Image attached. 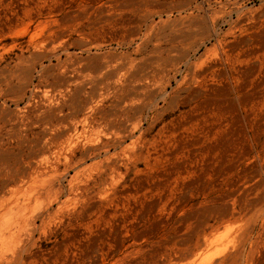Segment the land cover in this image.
I'll list each match as a JSON object with an SVG mask.
<instances>
[{"label": "rangeland", "instance_id": "obj_1", "mask_svg": "<svg viewBox=\"0 0 264 264\" xmlns=\"http://www.w3.org/2000/svg\"><path fill=\"white\" fill-rule=\"evenodd\" d=\"M183 1L0 0V75L22 58L28 71L0 85L1 256L17 254L14 264H173L192 250L225 264H264V0ZM219 40L226 56L212 51L205 80L187 85L183 54L196 62ZM44 42L58 57L28 59ZM56 81L79 96L96 93L119 124L142 120L141 140L103 137L117 159L102 150L76 167L82 145L72 163L50 143L44 155L33 150L55 133L40 121L57 102L40 92ZM171 102L180 104L175 111ZM60 136L64 147L72 142ZM72 186L90 193L68 219L57 208ZM31 195L43 208L27 206Z\"/></svg>", "mask_w": 264, "mask_h": 264}, {"label": "bare ground", "instance_id": "obj_2", "mask_svg": "<svg viewBox=\"0 0 264 264\" xmlns=\"http://www.w3.org/2000/svg\"><path fill=\"white\" fill-rule=\"evenodd\" d=\"M183 0H181L182 2ZM188 2L190 3V1L188 0ZM184 3V1H183ZM182 3V4H183ZM187 3V1H185V4ZM176 5V4H175ZM178 5V4H177ZM174 6V5H173ZM179 6V5H178ZM180 6H183V5H180ZM185 6V5H184ZM183 6V7H184ZM199 7V6H198ZM171 8V7H170ZM176 8V6H175ZM182 8V7H181ZM200 8V7H199ZM173 9V7H172ZM184 9V8H183ZM189 9V8H188ZM168 10H170L168 8ZM177 10V9H176ZM190 10V9H189ZM194 10H196L194 8ZM192 9V11H194ZM178 11V10H177ZM180 11V10H179ZM178 11V12H179ZM186 11V10H185ZM184 11V12H185ZM182 12V11H180ZM190 12V11H189ZM161 13V12H160ZM167 13V12H166ZM196 13V12H195ZM200 13V12H199ZM215 13V12H214ZM172 14V12H171ZM178 14V13H177ZM204 14V13H202ZM160 15V14H159ZM158 15V17H159ZM180 15V14H179ZM187 15V14H186ZM198 15V14H197ZM197 15H192V16H197ZM214 15H217V13H215ZM157 16V14H156ZM163 16V15H162ZM166 16V15H165ZM174 16V15H173ZM190 16V14L188 15ZM172 17V16H171ZM180 17V16H179ZM191 17V16H190ZM207 17V16H205ZM203 17V18H205ZM215 17V16H214ZM213 17V18H214ZM160 18H162L160 16ZM189 17H185V19L187 21ZM173 19V18H172ZM174 19H177L176 17ZM180 19V18H179ZM184 19V20H185ZM194 19V18H190V21L188 22V24H190L191 20ZM199 19H200V16H199ZM208 20L210 18H207ZM219 19V18H217ZM183 20V19H182ZM183 20V21H184ZM196 21V19L194 20ZM200 21V20H199ZM198 21V23H199ZM218 20H215L216 23H219L217 22ZM181 22V21H180ZM205 22V21H204ZM202 22V23H204ZM207 22V20H206ZM213 22V21H212ZM187 22H185L186 24ZM193 23V22H191ZM197 23V22H196ZM197 23V24H198ZM201 23V24H202ZM183 22L180 23V27L182 25H185ZM200 24V23H199ZM167 25V24H166ZM178 25V24H177ZM196 25V24H195ZM194 25V26H195ZM191 26V24H190ZM197 26V25H196ZM204 26V25H203ZM193 27V26H192ZM191 27V28H192ZM220 27V26H219ZM178 28V26H177ZM186 28V27H185ZM176 29V27H175ZM197 29V28H196ZM180 30H183V28ZM193 30V28H192ZM175 32V30H174ZM187 31L184 33V32H181L183 34H186ZM194 33H196L195 30H193ZM193 32H190L188 33L189 35ZM201 32V31H200ZM218 32V31H217ZM193 33V34H194ZM199 32L197 31L196 34H198ZM203 33V32H202ZM201 33V35H202ZM229 32L225 33L226 36L228 35ZM188 34H186V36H188ZM192 34V35H193ZM193 36L196 37L198 35ZM214 34V33H213ZM224 34V36H225ZM171 37H173V39L175 40H178V42L181 40V39H188L187 37H182V34L181 36H177L176 33H170L169 34ZM180 35V34H179ZM190 35V37L192 36ZM209 35V34H207ZM215 35V34H214ZM222 35V34H220ZM185 36V35H183ZM206 36V35H205ZM212 36V35H211ZM225 36V37H226ZM182 37V38H181ZM216 37V35H215ZM223 37V36H222ZM191 37V39H193ZM205 38V37H204ZM190 39V38H189ZM188 39V40H189ZM190 39V40H191ZM209 39V38H208ZM214 39V38H213ZM224 39V38H223ZM170 40V39H169ZM211 40V39H210ZM184 41L186 40H183L181 41V43H184ZM203 41V40H202ZM212 41V40H211ZM217 41V40H216ZM173 42V41H172ZM205 42V41H204ZM203 43V42H202ZM219 43L221 49H222V53L219 54L218 51H217V47L216 46L217 44ZM217 44L214 45V47L211 49L209 47V49L203 54L201 55L198 60L196 62L193 61L192 57L188 54L186 55L185 53V56L183 54V57L184 58H181L183 59V62H182V66H185L186 69H185V75H184V78H183V81L187 84V85H191L192 83H198L200 80L204 79L203 78V71L206 70L204 69L203 70V67L212 59L213 57V52H215L214 54V58L215 59H218L220 61L223 60V58L226 56V52H227V48H225V45H226V40L223 41V40H219ZM201 44V43H199ZM206 44V43H205ZM195 46V45H194ZM229 46V45H228ZM171 47V46H169ZM174 47V46H173ZM173 47H171L173 49ZM175 48V47H174ZM177 48L179 47H176V50ZM55 49V46L54 45H48V43L44 42L42 44H39V45H36L33 49V51L31 52V55L30 57H28V59H33L31 61H34V59L36 61H39L40 64H43L44 61L46 60H52L53 58L55 57H58L57 54H55L53 51ZM182 49V48H181ZM193 49V48H192ZM227 49V50H226ZM220 50V49H219ZM168 51H171L170 48ZM175 51V49L173 50ZM192 51V50H191ZM221 51V50H220ZM229 51V50H228ZM170 52V53H171ZM212 52V53H211ZM179 53V52H178ZM193 53V52H192ZM181 54V53H180ZM195 54V53H194ZM229 54V53H227ZM177 55V54H176ZM174 54V57L176 56ZM228 56V55H227ZM180 57V56H179ZM178 58V57H177ZM175 58V59H177ZM174 59V60H175ZM214 59V60H215ZM24 60H26L25 58H22L20 60V62H18L16 64L15 67H12V68H7L4 72H2V74L0 75V85L2 86V84L4 85H9L11 82L19 79V77H21V75L25 74L26 73V63L24 62ZM179 60V58H178ZM213 60V61H214ZM30 61V60H29ZM27 60V63L29 62ZM30 61V62H31ZM35 62H31V63H36ZM180 61V60H179ZM217 61V60H216ZM38 62V63H39ZM31 63H28L29 65ZM37 63V64H38ZM181 63V62H180ZM213 63V62H211ZM210 64V63H209ZM214 64V63H213ZM212 64V65H213ZM35 67H33V64L31 67L30 72L33 73V71L37 68L36 64H34ZM221 65V64H220ZM181 66V67H182ZM216 66V65H214ZM206 67V66H205ZM208 67V66H207ZM64 68V67H63ZM28 69V68H27ZM208 69V68H207ZM210 69V67H209ZM207 71V70H206ZM204 71V72H206ZM28 72V71H27ZM35 72V71H34ZM216 73V72H215ZM34 74V73H33ZM31 76V75H30ZM205 80V79H204ZM203 83V82H202ZM195 84V85H196ZM199 84V83H198ZM193 85V84H192ZM191 85V86H192ZM201 85V84H199ZM194 87V86H193ZM196 87V86H195ZM198 88V87H197ZM193 89V88H191ZM199 89V88H198ZM194 90V89H193ZM195 91H197L195 89ZM194 91V93H195ZM199 91V90H198ZM202 91V90H201ZM73 92V93H72ZM71 90H65L63 89L59 84L58 82H54V83H51L47 86H45L44 88H42V91L40 92V94H42V97L44 98H49L50 100L52 101H56L57 104H53V105H57L58 109L55 111V110H52L53 107H48L45 111H44V114L41 118V121L42 123L46 124L47 126H53L54 127V131L55 133L53 134V136L49 137V138H46L45 141L43 142H39V143H33L32 144V149L33 150H36V151H42V155H44L46 153V147L48 145V143L51 144V146H53L54 150L56 149L57 150V156L59 158H64V160L68 163H70L72 161V158L76 155V148H78L80 145L83 146L84 148V154L82 156V159L80 161H77V162H73V164L71 165L72 167H76V166H79L87 157H101L104 153V151L106 152V156H107V161H109L110 163H113L112 161L116 160L117 159V155L112 153V146H111V143L110 141H107L106 143L104 142L103 140V137H106L108 140L110 138H112L113 136L117 137V138H120V137H123L122 140H127L128 138L132 140L131 144L132 145H136L140 140H141V135H142V132H143V122L142 120H139L137 122H134L132 123L130 126H126L124 124H119L117 123L116 119L114 118V113L113 111L111 112H106L104 111L103 109V100H101L96 93L94 92H90V93H86L85 96H79L78 93L76 91H72ZM190 92V91H188ZM193 91H191L192 93ZM198 94V93H197ZM195 94V95H197ZM199 94H201L199 92ZM35 95H38V93H36ZM34 95V96H35ZM165 94H163L164 96ZM194 95V96H195ZM191 96V95H190ZM193 96V97H194ZM36 97V96H35ZM43 98V99H44ZM36 99V98H35ZM42 99V100H43ZM188 99V98H187ZM177 101V100H176ZM175 101V102H176ZM182 101V100H181ZM185 101V100H184ZM187 101V100H186ZM185 101V102H186ZM46 102V101H45ZM51 102V101H50ZM178 102V101H177ZM202 102V101H201ZM184 103V102H183ZM48 104V103H47ZM180 105V104H178ZM178 105L176 106V104L174 105L173 102L170 103V109L171 111H175L176 107L178 108ZM176 106V107H175ZM43 109V107H42ZM42 109H40L42 111ZM58 111V113H60L58 117H54L55 116V113ZM57 113V114H58ZM150 111H149V114L148 116H150ZM81 116H83V119H81ZM124 116L126 118H129L130 117V113L127 111L124 112ZM43 124V125H44ZM45 125V126H46ZM63 126H66V132L62 133L63 135L67 136V137H70L69 138V143L70 141L72 140V142L70 144H68L66 146L65 144V147L63 146V142L62 144H59L58 143V137H61L60 135V131L58 132L57 130H60V128H62ZM64 129V128H63ZM63 131V130H61ZM65 131V130H64ZM71 133V134H69ZM82 134V137H83V140L81 141H77L75 139H73L74 137H80L79 135ZM25 137V136H24ZM63 137V136H62ZM63 139V138H62ZM23 141V140H22ZM27 143V142H26ZM104 144V147H100ZM28 146V145H27ZM66 148L68 149V151L66 150ZM132 147L131 146H128L127 147V150L125 151V155H124V158L128 159L130 158V153H129V150L131 149ZM21 149V148H20ZM104 150V151H102ZM25 151V149H24ZM34 151V152H36ZM22 152V151H21ZM70 154H69V153ZM29 153V151H28ZM37 153V152H36ZM27 155V154H26ZM30 156V155H29ZM44 158V157H43ZM72 163V162H71ZM50 164V163H49ZM83 164V163H82ZM52 166V165H51ZM71 167H69L70 169ZM106 168H113V166H110V165H107ZM52 169V168H51ZM89 169V168H88ZM75 170V169H74ZM88 193H90V188L86 190V192H84V190H82L80 187H74L72 186L68 195H67V198L64 199V200H59L58 201V208H57V213H63V216H66L69 218H71L73 212L76 210V208L78 206H81L83 204V201L86 200L87 196H88ZM28 197V203H27V206L28 207H39L41 206L42 207V203L39 201V199H34V197L31 196H26ZM103 197V196H102ZM101 201V200H100ZM98 202V201H97ZM54 206V204L51 205V208ZM95 206V205H94ZM97 206V205H96ZM23 208H21L19 206V214L20 212L22 211ZM53 209V208H52ZM56 210V209H55ZM51 213V212H50ZM49 213V214H50ZM89 213V212H88ZM87 214V213H86ZM85 214V215H86ZM50 216V215H49ZM77 216V215H76ZM58 217V215H57ZM84 217V216H83ZM38 219V216L35 217V220ZM51 219V218H50ZM38 222V221H37ZM62 222V221H61ZM65 222V221H64ZM45 223V222H44ZM59 223V222H58ZM62 224V223H61ZM67 224V223H66ZM39 226V225H38ZM63 226V225H62ZM39 229V228H38ZM213 234V233H212ZM19 237H21V235L19 234ZM2 251H3V248H0ZM26 249V247H25ZM245 250V249H244ZM219 251V250H218ZM211 252V251H210ZM24 253V252H23ZM185 253V252H184ZM204 254L206 253H209V252H203ZM202 253V254H203ZM223 253V252H222ZM200 253H195L194 251H189L187 254H186V257L184 259H181V260H177L176 262H174L173 260V264H225L224 262H222V259H219V258H215V256L213 258H210L206 257V255H202ZM242 254V253H241ZM246 255V254H245ZM35 257V256H34ZM174 257V256H173ZM37 258V257H36ZM183 258V257H182ZM205 258V259H204ZM248 258V257H247ZM177 259V257H176ZM204 259V260H203ZM242 259V258H241ZM17 260V254H14L12 257H7L5 254L4 256H1L0 255V264H14V262H16ZM235 261V260H234ZM135 262V261H134ZM230 263V262H229ZM235 263V262H234ZM160 264V263H159Z\"/></svg>", "mask_w": 264, "mask_h": 264}]
</instances>
